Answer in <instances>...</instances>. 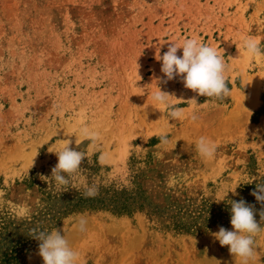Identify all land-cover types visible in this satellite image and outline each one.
<instances>
[{
  "label": "rangeland",
  "instance_id": "obj_1",
  "mask_svg": "<svg viewBox=\"0 0 264 264\" xmlns=\"http://www.w3.org/2000/svg\"><path fill=\"white\" fill-rule=\"evenodd\" d=\"M248 35L264 47V0H0V264H43L28 234L54 227L78 264H238L212 233L232 230L241 198L264 229L250 195L264 181V58L245 54ZM185 38L223 50L231 89L216 100L181 78L159 85L196 97V121L193 106L171 120L151 98L158 53ZM64 139L84 159L58 186L43 177ZM254 248L250 264H264V230Z\"/></svg>",
  "mask_w": 264,
  "mask_h": 264
},
{
  "label": "clouds",
  "instance_id": "obj_2",
  "mask_svg": "<svg viewBox=\"0 0 264 264\" xmlns=\"http://www.w3.org/2000/svg\"><path fill=\"white\" fill-rule=\"evenodd\" d=\"M241 46L249 58H264V47L256 37L246 36ZM178 49L182 50V55H177ZM156 59L161 62L160 71L163 78H155L156 91L151 98L157 106L166 110L171 120L185 118L187 109L180 107L179 104H186L193 106L190 118L196 121V109L200 104L196 97L185 101L176 98L175 93L162 91L159 86L161 84L181 78L184 87L196 93V96L215 98L216 100H223L231 93L226 76L227 63L222 49L209 46L197 38H185L181 44H168L167 51L163 55H160L159 52ZM174 101L177 103H173ZM81 134L92 140L97 139L99 135L87 128H82ZM160 142L168 144L167 135H161ZM59 143L63 147L56 153L58 162L52 168L51 176L43 178L45 180L54 179L58 186H67L69 178L81 170L84 154L70 147L72 143L70 139L60 140ZM196 148L199 155L205 159L214 158L217 151L215 143L205 137H200L197 140ZM253 182H255L254 179ZM85 187L84 195L86 197H95L98 194V188L95 186L86 185ZM233 194H236L235 190ZM250 195L254 196L261 205H264V181L255 182V189ZM229 205L232 230L219 227L218 231L212 235L215 240L219 241L221 247L228 248L230 255L238 261V264H250L258 255L254 248L255 237L264 229H262L261 223L255 219L257 213L254 205L248 204L242 198L239 201L229 200ZM259 216L260 220L264 218V208L259 212ZM86 225L87 220L81 217L76 228L83 233L86 231ZM28 236L38 241L37 255L42 259L43 264H78L79 253L70 246L61 229L54 227L49 232L33 228L29 231ZM216 262L221 264L218 260Z\"/></svg>",
  "mask_w": 264,
  "mask_h": 264
}]
</instances>
